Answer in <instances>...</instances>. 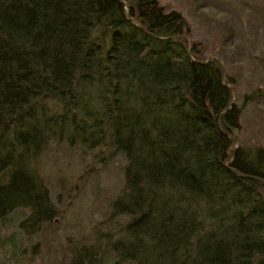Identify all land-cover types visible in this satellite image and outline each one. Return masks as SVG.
Wrapping results in <instances>:
<instances>
[{"label": "trees", "instance_id": "1", "mask_svg": "<svg viewBox=\"0 0 264 264\" xmlns=\"http://www.w3.org/2000/svg\"><path fill=\"white\" fill-rule=\"evenodd\" d=\"M208 55L161 0H0L5 264H264V147H234L243 106ZM52 141L124 159L85 243L48 240Z\"/></svg>", "mask_w": 264, "mask_h": 264}, {"label": "rangeland", "instance_id": "2", "mask_svg": "<svg viewBox=\"0 0 264 264\" xmlns=\"http://www.w3.org/2000/svg\"><path fill=\"white\" fill-rule=\"evenodd\" d=\"M161 2L184 13L202 51L219 56L225 74L232 77L234 101L243 106L235 146L264 147V0ZM123 161L117 155L101 167L97 156L83 146L49 144L38 168L53 194H59L55 200L61 217L53 223L51 246L85 243L96 236V228L105 224L109 204L123 184ZM3 256L2 251L0 264L8 260L9 255Z\"/></svg>", "mask_w": 264, "mask_h": 264}, {"label": "water", "instance_id": "3", "mask_svg": "<svg viewBox=\"0 0 264 264\" xmlns=\"http://www.w3.org/2000/svg\"><path fill=\"white\" fill-rule=\"evenodd\" d=\"M189 43H190V47H189V50L188 51H190L191 50V45H192V42H191V40L189 39ZM215 57V58H217V60H218V62H220V58H219V56H217L216 54H209L208 56H207V59H206V61H208V59L210 58V57ZM221 63V62H220ZM222 64V63H221ZM222 71H223V74H224V77H223V83H225L226 84V79H225V76H226V74H225V70H224V67H223V65H222ZM230 90L232 91V93H233V95H234V87L233 86H230ZM234 99H235V95L233 96V99H232V101H234ZM232 101H231V103H232ZM229 107H227V108H225V110H227ZM237 146V145H236ZM236 146H234V147H236ZM231 163V161L230 162H228V164H230Z\"/></svg>", "mask_w": 264, "mask_h": 264}]
</instances>
